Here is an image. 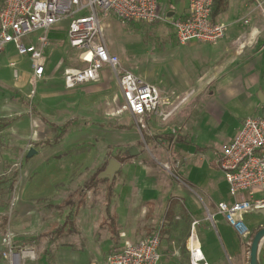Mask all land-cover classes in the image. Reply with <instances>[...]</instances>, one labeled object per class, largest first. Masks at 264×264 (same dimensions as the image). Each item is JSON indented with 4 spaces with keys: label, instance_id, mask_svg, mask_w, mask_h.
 I'll return each mask as SVG.
<instances>
[{
    "label": "rangeland",
    "instance_id": "374dc122",
    "mask_svg": "<svg viewBox=\"0 0 264 264\" xmlns=\"http://www.w3.org/2000/svg\"><path fill=\"white\" fill-rule=\"evenodd\" d=\"M159 1L166 14L172 6L177 3L182 6L187 0ZM255 2L258 7H264V0ZM2 6L0 0V11ZM175 16H179L177 10ZM100 18L108 47L117 51L129 70L149 80L155 61L150 53L155 49L164 50L175 42L171 21L164 19L155 24L123 21L113 12L105 16L100 13ZM68 23L64 21L27 39L36 43L39 34L46 37L44 51L48 66L43 79L22 85V70L31 66L28 57L18 55L16 51L0 57L7 69L2 76L12 73L11 59L18 63L19 72L18 78L0 81V264H11L10 258L4 255L8 243L18 253L26 248L35 251L36 258L28 264H107L113 253L162 229L160 264H186L188 253L184 241L191 221L185 224L182 217L179 220L174 217L172 223L167 224L161 216L162 210L171 198L178 202L177 215H181L184 207L180 196L186 203L194 202L193 198L190 200L185 196L190 193L181 186L186 182L179 169L187 161L192 173L199 168L196 163L205 152L209 157L213 156V148L221 149L230 140L235 123L240 126L251 115H262L263 111L257 106L263 105L258 93L264 92V71L263 83L252 86L251 101H248L246 84L242 95L218 94L217 99L211 97L205 101H202L201 92L185 101L193 91L173 90L169 95L163 94L164 113L169 117H154L150 123L145 121L144 127L138 126L125 108L117 78L108 65L103 68L100 81L71 91L65 89L64 68L78 66V51L68 42ZM165 32L167 34L162 36ZM19 97L27 98L49 122L62 125L72 118L77 122L69 126L60 142L49 145L53 147L38 144L52 140L54 131L50 124L32 113L30 106L17 102ZM9 118L17 119L16 123L10 127L2 126ZM57 132L59 134L60 130ZM168 133L180 137L186 135L182 138L191 140L187 144L154 138ZM197 145L212 149L201 151V156L197 154ZM32 150L34 153L29 156ZM135 150L137 154L134 155ZM202 158L205 160L206 156ZM101 167L100 181L86 192L85 182ZM197 174L191 175L197 177ZM109 187L114 190L110 212L118 216V241L114 240L108 226ZM80 190L86 192V197L75 217V230L67 225L58 235L56 229L67 224L71 211H75L82 198ZM227 193L228 188L222 186L220 195ZM70 196L73 207L58 206ZM150 209L154 213L148 218ZM251 214L246 215L247 223L249 217L257 215ZM182 225L186 226L185 232ZM262 228H252L250 236L242 238L245 246L250 242L249 252L254 236ZM219 232L222 235V231ZM199 237L204 246L211 249L208 236L200 232Z\"/></svg>",
    "mask_w": 264,
    "mask_h": 264
},
{
    "label": "built area",
    "instance_id": "2783aa9c",
    "mask_svg": "<svg viewBox=\"0 0 264 264\" xmlns=\"http://www.w3.org/2000/svg\"><path fill=\"white\" fill-rule=\"evenodd\" d=\"M0 11V57L13 45L18 55L28 57L34 76L42 79L47 58L46 37H39V45L28 42L34 33L49 30L68 20L70 46L78 50L81 65L67 68L64 82L67 89L100 81L102 70L108 65L115 73L125 108L138 126H145L147 118L158 115L167 119L162 110L160 89L139 75L124 68L119 55L110 51L104 40L100 13L113 12L123 21L158 23L168 19L159 0H2ZM188 12L171 18L180 43L199 41L215 43L226 34V26L212 16L214 0H188ZM18 78V63L10 61ZM229 184L232 202H220L218 211L241 238H248L251 228L246 215L264 208V116L249 117L242 123L233 140L224 147L218 161ZM198 220H193L186 242V264H210L197 235ZM11 244V243H10ZM7 244L6 257L20 259L24 252H15ZM161 230L128 244L110 255L107 264H160ZM19 261V260H18ZM13 264L16 262L13 260Z\"/></svg>",
    "mask_w": 264,
    "mask_h": 264
},
{
    "label": "crops",
    "instance_id": "0c3cea01",
    "mask_svg": "<svg viewBox=\"0 0 264 264\" xmlns=\"http://www.w3.org/2000/svg\"><path fill=\"white\" fill-rule=\"evenodd\" d=\"M159 6L161 12L164 13L165 10L164 8H162L160 1ZM188 8L189 1L187 0L183 2L182 6H179L178 3L176 4V6H172V8L167 10L166 14H164L168 18V21H171V18H176V16L174 17L176 10L177 12H179L178 17H180L188 12ZM169 13H173L171 17H168ZM216 20L226 26V34L219 41L215 43L191 41L183 44L177 40L176 33L173 31L174 33L172 32L171 35H173L172 37L175 42H171L170 44H168L164 50L155 49L154 52L150 53L151 58L155 60L154 65L151 66L149 80H146L145 78L143 79L151 84L156 85L160 89L162 98H164L163 94L165 96L169 95V93L173 90H175L176 92L179 91L186 93H188L189 91H193L186 96L185 101L192 100L198 92H201V97L204 98L202 101H205L206 99L211 97H216L217 99L218 94L225 95L236 93L237 95H242L244 94L243 86L244 84H246L248 85V101L252 100V86H257L260 83H263V80L261 81V77L263 79L262 72L264 71V7H258L255 0H228V7L226 11L219 15ZM64 21L68 20H63L62 22ZM68 25L69 23L67 24V28ZM36 33H40V31ZM166 34L167 32L162 33V36H165ZM40 36L41 34H39L38 41H36V43H32L39 45ZM177 42H179V44H177ZM109 49L112 53L118 54L116 53L117 51H114L113 47H109ZM74 50L76 51V49ZM13 51H15V48L13 45H10L5 53H11ZM45 56L47 58L46 54ZM28 61L30 62L29 58ZM76 61L78 66L81 65L79 54ZM30 64L31 63H29V65ZM5 65L6 64H4V62L1 63L0 61V68L1 66H3L2 70L0 71V81L4 79L6 81H11V78L15 77L13 71L12 73L10 72V75L7 74V76H2L4 70H7L5 68ZM47 66L48 65H46V72L44 77L47 74ZM123 66L124 68L128 69L124 64ZM70 67L76 66L69 65L65 67L63 71L65 72V70ZM22 71V85H27L30 80H32L31 82L41 80L37 79L34 76L31 66L27 69H23ZM153 80H157L158 83L154 82ZM63 85L66 89L64 78ZM117 85L119 87L118 81ZM74 89L66 90L71 91ZM119 90L121 91L120 87ZM16 101L20 102L26 107L30 106L34 115L38 116L43 122L50 124L55 136L58 133L57 130L67 121H74L72 125L77 122L76 118L69 119L62 125L56 124L54 122H49L38 111L37 107L34 104L30 103L27 98L19 97L16 99ZM263 105L257 106L261 112L263 111L262 115L258 117L264 116ZM164 106L165 104L162 106V110L163 112H166ZM216 113H220V110H216ZM217 116H219V114ZM154 117L157 118L159 116H151L147 118L146 122L150 123L151 121H154ZM250 117L254 116L251 115ZM16 120L17 119L15 118H9L4 121L2 126L10 127L16 123ZM219 123L222 124V122ZM52 124H55L58 129L55 130ZM235 124V129L231 134L232 137L230 136V140L225 145H223L221 149L213 148V156L209 157V154H206L207 152H205V154L203 155L206 156V159L204 160L202 158L204 156H202L201 151H209L211 147H201L197 145V154L202 156L201 159L196 163V166L199 168H196V170L192 172H198L197 177H193L191 175L192 173L189 169L190 164L188 163V161L184 167L179 169L182 173L181 177H183V181L186 182L180 185L182 186V188H185L188 193H190V195L186 194L185 196H187L190 200L193 198L194 202L186 203L185 199L179 195L182 198V203L184 205L183 210L180 213L181 215H177L178 202L175 198H171V200L175 199L174 215L172 219H165V213L169 201L165 204V207L163 208L161 214L163 220L167 224H171L174 217H176L178 220L182 217V220L185 224H187V221H191V223L193 220L199 221L196 226L197 235L201 242L206 259L210 264H250V242H246L245 246V241L239 235H237L238 233L235 231V229L229 225L225 217L218 211V204L220 202L233 201V198L231 197L229 192V184L225 179L223 171L219 167L218 161L224 147L233 140L238 130L242 126V123L240 124V126L237 123ZM68 130L66 131V133L68 132ZM183 136L186 137V135H181V137ZM54 138L52 140L42 141L38 144H44L48 147H53L46 144V142L53 141ZM185 140L186 142L183 143L189 144V141L191 139L189 140L188 138H186ZM186 155L188 154L186 153ZM192 186L195 188H193ZM222 186H226L228 188V193L223 196L220 195ZM194 193L197 196H195ZM218 195L221 196L220 199H218ZM149 202V204H153L152 201ZM250 213L257 214L254 217L248 218V225L250 226L251 230L252 228H255L257 226L264 227V215L257 210ZM185 227L186 226L182 225L184 232ZM219 231H222V235ZM200 232H202V235L208 236V240L209 242H211V249L207 248V246H204V244L202 243L201 238L199 237ZM189 233L186 237V240L184 241L185 246ZM144 238H147V236L142 237L141 240ZM22 252H24V257L21 258V260L16 259L15 257H9L11 260V264H13V260L16 262V264H28V261H32L36 258L35 251L32 249L26 248L22 250ZM257 260L258 264H264V240L262 241L258 249Z\"/></svg>",
    "mask_w": 264,
    "mask_h": 264
},
{
    "label": "trees",
    "instance_id": "16d2710c",
    "mask_svg": "<svg viewBox=\"0 0 264 264\" xmlns=\"http://www.w3.org/2000/svg\"><path fill=\"white\" fill-rule=\"evenodd\" d=\"M228 7V0H214V5H213V11H212V16L214 19H216L219 15H221L222 13H224L226 11ZM30 104V103H29ZM263 110H264V105H263ZM74 123V121H67L63 126H61L59 129L55 124L53 125V128L55 130H60V133L56 135V137L54 138L53 141H47L46 144L48 145H54L57 144L62 135H64L66 133V131L68 130L69 126H71ZM118 128H122V126H119ZM154 138H158V139H162V140H169V142H173V143H181V142H186V140L180 136H175L173 133H168V134H161V135H156ZM103 171V168L101 167L100 169H98L91 177L88 181L85 182L84 185V189L85 191H90L92 189L95 188V186H97L98 182L100 181V179H98L99 174ZM11 187H13V184L11 185ZM113 188L109 187L108 193H107V198H108V208H107V212H108V219L110 220L109 223V229L110 232L112 234V237L114 238V240L118 241L119 239V231H118V226H117V218L118 216L115 213H111L110 212V207H111V201L113 199ZM80 193H82V198L78 201L75 211H71L72 213L70 214V216L68 217L69 219L66 221L67 224L65 225H60L57 229L56 232L57 234H61L63 229L65 228V226L69 225L70 228H72L71 230H75V217L78 214L79 209L84 205L85 203V197H86V192H82V190L79 191ZM174 199L170 200L166 213H165V219L167 220H171L173 215H174ZM64 205H72L71 207H73L74 205V201H73V197H68L63 203H61L58 206H64ZM153 215V209H150L147 217L151 218ZM162 232L163 229L161 230Z\"/></svg>",
    "mask_w": 264,
    "mask_h": 264
},
{
    "label": "water",
    "instance_id": "95a60500",
    "mask_svg": "<svg viewBox=\"0 0 264 264\" xmlns=\"http://www.w3.org/2000/svg\"><path fill=\"white\" fill-rule=\"evenodd\" d=\"M173 13H169L168 17H171ZM260 102L262 104H264V92L260 91L258 93ZM34 153V151L32 150L29 153V156H32ZM132 154H137V151H133ZM260 213H262L264 215V208L259 210ZM264 240V228L260 229L256 235L253 238L252 244H251V250H250V264H258V260H257V253H258V249L260 247V244L262 243V241Z\"/></svg>",
    "mask_w": 264,
    "mask_h": 264
}]
</instances>
